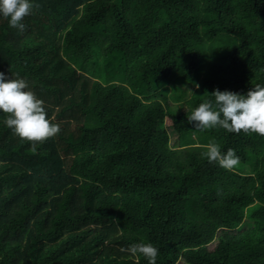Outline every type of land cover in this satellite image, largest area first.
Wrapping results in <instances>:
<instances>
[{"label": "trees", "instance_id": "trees-1", "mask_svg": "<svg viewBox=\"0 0 264 264\" xmlns=\"http://www.w3.org/2000/svg\"><path fill=\"white\" fill-rule=\"evenodd\" d=\"M22 22L0 19V72L60 132L0 123V264H137L138 242L157 264H264V136L187 121L264 85V0H34ZM211 142L240 163H208Z\"/></svg>", "mask_w": 264, "mask_h": 264}, {"label": "clouds", "instance_id": "clouds-1", "mask_svg": "<svg viewBox=\"0 0 264 264\" xmlns=\"http://www.w3.org/2000/svg\"><path fill=\"white\" fill-rule=\"evenodd\" d=\"M34 0H0V19L7 20L9 26L24 31L22 22L29 16ZM207 100L187 115V121L194 129L201 131L222 128L227 133H256L264 136V85L256 84L246 93L229 90H214ZM0 113L7 114L0 123L20 139L42 142L60 132L59 124L47 117L45 102L30 88L23 78H9L0 72ZM203 155L208 163H215L226 170H233L240 163L236 151L221 150L216 142L204 146ZM130 259L139 262L143 257L147 264H157L159 249L152 243L138 242L121 248Z\"/></svg>", "mask_w": 264, "mask_h": 264}, {"label": "rangeland", "instance_id": "rangeland-1", "mask_svg": "<svg viewBox=\"0 0 264 264\" xmlns=\"http://www.w3.org/2000/svg\"><path fill=\"white\" fill-rule=\"evenodd\" d=\"M166 124H167V127H169L168 122H166ZM169 137H170V146L172 148H176L177 147L176 137L173 134H171V133L169 134Z\"/></svg>", "mask_w": 264, "mask_h": 264}]
</instances>
